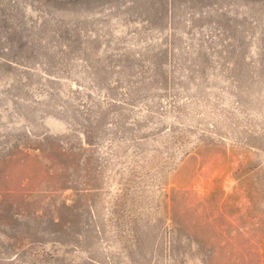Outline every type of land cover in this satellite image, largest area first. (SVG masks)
Here are the masks:
<instances>
[{
  "label": "rangeland",
  "instance_id": "obj_1",
  "mask_svg": "<svg viewBox=\"0 0 264 264\" xmlns=\"http://www.w3.org/2000/svg\"><path fill=\"white\" fill-rule=\"evenodd\" d=\"M0 264H264V0H0Z\"/></svg>",
  "mask_w": 264,
  "mask_h": 264
}]
</instances>
